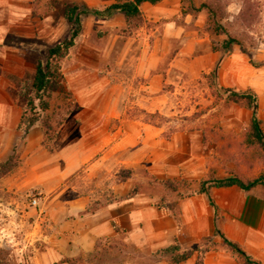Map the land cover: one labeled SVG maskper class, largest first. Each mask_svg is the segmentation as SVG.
I'll use <instances>...</instances> for the list:
<instances>
[{"label":"rangeland","instance_id":"obj_1","mask_svg":"<svg viewBox=\"0 0 264 264\" xmlns=\"http://www.w3.org/2000/svg\"><path fill=\"white\" fill-rule=\"evenodd\" d=\"M119 1L122 0H0V54L31 57L36 68L38 62L45 63L50 47L69 36L73 25L67 20L68 7L77 5L79 9L88 7L103 12ZM158 3L149 11L140 6V15L131 19H126L121 12L80 15V33L59 62L64 85L76 105L63 122L68 117L77 119L81 116L92 117L101 125L109 119V126L117 131L111 144L119 142L115 146L118 152L112 157V167L117 174L133 178L129 194L140 193L154 199V203L170 207L177 216L179 199L199 193L201 186L208 185L210 179L238 175L249 180L264 174L262 152L256 145L245 141L251 112L226 99L227 91L222 90L253 89L259 98L258 115L264 131V0H161ZM149 12L155 20L148 18ZM227 40L233 41L229 52L223 49ZM142 48H145V54L153 49L161 57L158 68L164 77L161 108L143 110L137 106L125 113L122 97L125 56L139 54ZM210 52L217 55V60L195 77L177 68L166 74L169 61L176 55L194 58ZM10 59L0 61V65H13L14 60ZM213 70L215 79L211 76ZM33 75L11 76L23 110L27 99L32 96ZM95 77L97 80L106 77L105 84L98 86V109L92 105L88 91L77 96L74 92L80 88L89 89L80 87L78 83L89 84ZM110 88H113L112 92H109ZM34 103L36 107L39 105L37 100ZM60 105V98L53 100L51 125H55L65 112ZM27 113L26 116L36 113L39 117L36 123L41 126L44 113L38 108H29ZM125 116L160 126L165 137L187 127L202 130L205 146L215 147L207 160L209 167L205 164L207 169L195 176L159 179L147 169L148 162L138 167L125 166V157L144 148L142 143L126 150L121 146ZM60 126L56 128L53 140L48 142L51 150ZM82 128L85 130L87 127ZM70 129L75 134L76 121L72 122ZM25 133L24 128H20L13 148L15 152L8 155H14L9 164L15 163V166L0 173V264H41L42 253L47 251L43 236L51 233L52 229L39 216L40 204L48 197L43 184L22 186L21 183L23 175L18 168V146L22 144ZM71 180L78 185L83 181L81 176ZM258 187L264 188L262 185ZM36 194H39L40 201L31 206L29 198ZM105 243L107 240L100 243V250L72 257V264L120 261L123 254L120 246L113 241L108 247ZM200 246L203 250L212 247L213 242L203 241ZM163 251L166 253L168 249ZM46 255L45 264L61 262L57 256Z\"/></svg>","mask_w":264,"mask_h":264},{"label":"crops","instance_id":"obj_2","mask_svg":"<svg viewBox=\"0 0 264 264\" xmlns=\"http://www.w3.org/2000/svg\"><path fill=\"white\" fill-rule=\"evenodd\" d=\"M158 4L143 2L140 6L149 11ZM147 15L155 20L152 12ZM149 50L148 54L142 48L139 54L125 56V74L122 76L125 113L137 106L143 110L161 108L164 79L163 72L158 69L161 57L155 50ZM0 56V61L14 60L9 67L0 65L2 162L13 151L23 112L11 76L22 78L28 73L32 76L35 64L31 57H20L15 53ZM216 60L214 52L194 58L179 54L169 61L166 74L177 68L195 77L202 70H208ZM105 82L106 77L99 80L95 77L89 84L79 82L80 87L89 89L80 88L74 92L77 96L88 91L92 105L98 109V86ZM112 91L110 88L109 92ZM73 119L68 117L61 124L53 150L43 147V131L39 123L26 131L22 144L18 146L22 186L41 183L48 192V197L40 204L39 216L52 229L51 233L43 236L47 251L42 253L41 264L42 260L45 264L48 258L45 254L60 259L75 258L100 250L99 245L105 240L107 247L113 241L123 253L120 261L109 264H194L197 251L182 261L172 263L163 250L173 243L182 249L193 248L205 239L212 240L213 246L204 251L203 264H243L222 244L221 238L214 235L215 228L264 264V188L259 189L258 185L248 191L237 186L211 188L209 195L216 210L206 193H195L179 199L177 217L170 207L154 203V199L140 193L129 194L133 178L117 174L112 167V157L118 152L115 146L119 142L111 144L117 131L109 126V119L101 125L92 117ZM75 121L77 130L72 134L70 127ZM82 126L87 128L83 130ZM162 133L160 126L125 116L121 146L126 150L144 144L143 149L125 157V166L138 167L148 162L147 169L159 179L195 176L209 167L207 160L215 147L205 146L202 130L187 127L168 137ZM205 164L207 168H204ZM79 176L83 180L80 185L71 180Z\"/></svg>","mask_w":264,"mask_h":264},{"label":"trees","instance_id":"obj_3","mask_svg":"<svg viewBox=\"0 0 264 264\" xmlns=\"http://www.w3.org/2000/svg\"><path fill=\"white\" fill-rule=\"evenodd\" d=\"M160 1L161 0H122L111 4L103 12H100L96 8L83 7L79 9L77 5L68 7L67 20L73 25V28L71 29L69 36L66 39L60 41L59 43L48 49L45 63H37L31 84L32 96H30L26 101V108L21 114L19 129L23 127L26 132L33 124L39 121V117L36 113L26 116L28 114L27 109L30 108L31 110H35V108H38L42 113H44V117L41 120V128L43 131L41 142L42 145L51 150V146L48 144V142H51L53 140L56 128L61 125L66 115H68L72 110L76 109V105L71 98L72 94L64 85L63 75L60 71L59 62L67 55L69 49L73 46L76 37L80 33V15L91 13L100 16L102 14L108 15L112 12H121L124 14L126 19H131L135 16L140 15V5L143 2L156 4ZM186 12L188 11H185V13ZM231 42L233 41L227 40L226 42H224L223 49H226L227 52L230 51ZM234 42L236 44H239L238 41ZM211 76L213 77V79L216 78L215 70L211 72ZM222 90L227 91L226 99L250 110L251 113L245 141L246 143L256 145L264 156V131L261 125V118L258 115L259 98L257 93L251 88H224ZM57 98H60L62 100V105H60V107L62 106V108H65V112L63 113V115H61V117H59V119L56 120L55 125H51L50 121L54 116L53 112L51 111L54 109H51V107L53 106V100ZM35 100H37V102L39 103L37 107L34 103ZM13 156L14 155H11L7 158L6 161L0 162V173L8 172L15 166V163L9 164L10 161L14 158ZM207 182L208 185L201 186L199 193H206L209 197L210 204L216 210V205L209 195L211 188L237 186L245 191H248L256 185H262L264 187V174L249 180H243L238 175H230L224 178L210 179ZM214 235L220 237L222 244L230 251L235 253L240 258L243 264H261L260 261L255 260L251 256H249L237 242L227 238L219 229L215 228ZM203 241L207 240L205 239ZM203 241H201L197 246L189 249H182L181 247H179V245H177V243L171 244L169 247H167L168 251H166V254L169 256V261L172 263H177L191 256L194 251H197L198 256L194 264H203L202 256L204 251L207 250V248L201 250L200 244ZM209 241L210 240H208L207 242ZM60 260L61 262L72 264L74 259L70 257H62Z\"/></svg>","mask_w":264,"mask_h":264},{"label":"built area","instance_id":"obj_4","mask_svg":"<svg viewBox=\"0 0 264 264\" xmlns=\"http://www.w3.org/2000/svg\"><path fill=\"white\" fill-rule=\"evenodd\" d=\"M40 201V196L39 194L33 195L29 198V204L31 206H36Z\"/></svg>","mask_w":264,"mask_h":264}]
</instances>
